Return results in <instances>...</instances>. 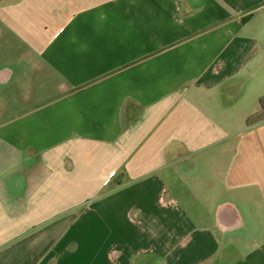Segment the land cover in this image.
<instances>
[{"label": "crops", "instance_id": "0c3cea01", "mask_svg": "<svg viewBox=\"0 0 264 264\" xmlns=\"http://www.w3.org/2000/svg\"><path fill=\"white\" fill-rule=\"evenodd\" d=\"M0 264H264V0H0Z\"/></svg>", "mask_w": 264, "mask_h": 264}]
</instances>
